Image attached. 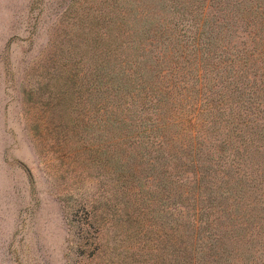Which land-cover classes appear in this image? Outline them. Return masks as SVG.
I'll return each mask as SVG.
<instances>
[{"label":"rangeland","instance_id":"374dc122","mask_svg":"<svg viewBox=\"0 0 264 264\" xmlns=\"http://www.w3.org/2000/svg\"><path fill=\"white\" fill-rule=\"evenodd\" d=\"M112 1L0 0V264H264V45L249 39L264 23L241 16L264 0H137L167 32L193 35L206 20L220 42L209 99L191 50L157 47L155 95L124 115L106 86L89 87ZM248 51L261 80L238 83L263 95L243 101L213 83ZM159 119L181 123L174 141L167 130L151 141Z\"/></svg>","mask_w":264,"mask_h":264},{"label":"trees","instance_id":"16d2710c","mask_svg":"<svg viewBox=\"0 0 264 264\" xmlns=\"http://www.w3.org/2000/svg\"><path fill=\"white\" fill-rule=\"evenodd\" d=\"M108 1L109 0H106V2ZM170 1L172 2V6L174 2L178 3V0ZM250 1L258 2L259 0ZM146 2L148 3H146L147 5L145 6H148L152 2V0H146ZM156 2L157 1L155 0V3L152 4H156ZM236 3H240V1L235 0V4ZM109 4H113V8H119L120 11L116 13L113 12L114 16L112 15V13H110L109 17L111 18L112 24H114H109V29L106 31V33L99 36L100 41L103 44L102 46L104 47V50L101 53V59L105 60L106 64L101 67L100 76L98 75L99 67H92L91 69L90 76L93 83L89 87L93 88L94 92L97 91L98 85L103 84L104 86H106L104 92L107 93V95H115L117 104L116 108L117 111H121L120 115H124L130 112L132 109H138V107L136 106L138 98H141L142 95H144L142 99L150 98L154 94L156 82H159L158 77L160 75V72L158 71V67H162L161 64L158 63L156 61V58L154 57V55L156 54L155 52L157 47H163L166 52H170L171 50H175L176 46H179L180 48L185 49L186 51L191 50L190 52L187 51V53L184 55V59H195V63H197L199 66V68L195 67L197 69V74L198 70L200 68H203L201 72L199 70L200 77L199 79H196V84L198 86V94L202 95L201 99H209L208 94L210 91L211 80H208L207 78H212V73L215 72V70L210 67V64L211 61L216 59L217 57L213 53V49L215 48V46L216 49L218 48L220 41L218 42V39L214 34L205 30V27H209V23H207L206 20H204L201 24L202 29L199 28L193 35H187L186 33L183 34L182 30H179V32L176 34V28H178L180 23L175 26V31L167 32L163 24H160L159 22L157 23V20L153 18L150 19L151 17L149 16H151V14L149 13V11L148 14H146L145 18V15L139 17V11L141 10L140 8L145 6L140 3H137V0H113ZM162 5L165 6L164 3H162ZM251 7L252 5H249V8ZM260 7L263 8L261 12L259 10ZM244 12L245 14H242V17L248 16L251 18L252 23L250 22L249 26L257 24L260 26L264 23L263 5L257 3L255 11L244 10ZM137 17H139L140 19H138ZM216 25V30L222 32L223 26L221 22L216 23ZM263 26L258 29V32L263 31ZM258 32L253 33V29L251 27L249 33V39L255 43V51H257L264 45V42H262V38L258 35ZM204 35H206L207 37H205ZM125 36L127 39H125V41H122L120 37ZM184 40H186L185 48L181 46ZM148 47L149 49H147ZM98 48L96 47V49ZM126 49H129V51H133L134 57H130L129 55H127V58L125 60H121L119 56L120 54L126 52ZM174 53L177 56V52ZM212 53L214 54L213 56ZM247 53V56L243 59V64L238 62L235 57L232 58V66L228 71L227 75L224 77V79H220L219 81H217L219 83H213V86L220 88L221 91H223L224 87L227 89V91L231 90L232 96L237 94L240 98H243V101L251 100V98L263 95L262 91H260L261 93L252 90L246 91L240 87V85H242L243 87L245 85H248L247 83H238L240 82V80H242L243 77L249 79L251 76H253V83L260 82L261 80H256V72H250L251 66L248 63L250 60L249 57L251 51H248ZM151 59L152 62L155 63L157 66L155 69H151L149 71L150 76L148 77L144 73L139 72V70H141L142 68H146V65L151 61ZM251 59H257V55L252 53ZM262 64L264 65V60L262 61ZM234 67L238 69H234ZM241 71H243L245 75L244 73L242 74ZM101 78L105 79L104 83L100 81ZM203 81H205V83H203ZM222 81L224 82L223 84ZM262 83H264V81ZM230 86L233 89L230 88ZM98 91H100V89H98ZM224 93L227 95L226 92ZM128 98H130V101L128 100ZM108 104H110L109 101ZM111 104L108 109L107 107H105V110H108V114H110V116L116 114V111H114V107H112ZM120 115H117V119H119V121L124 125L127 124L128 126L134 127L136 131L137 125L133 124V121L131 123H125L127 120L121 118ZM110 116L108 117V119H110ZM198 117L199 115L194 116V120L197 121ZM180 125L181 123H177L175 125V123H167L166 121L160 119L158 120V122L153 121L148 136L152 137L151 141L154 144L164 143L167 138L164 132L166 130L170 132L174 128L180 127ZM192 130H195V128ZM159 132H161L162 135L158 136L157 134ZM195 132L197 134H195L194 138H201L200 132L197 130H195ZM151 133H153V136L150 135ZM174 134H176V132L172 131L173 141L175 140ZM223 143H226V141H223Z\"/></svg>","mask_w":264,"mask_h":264}]
</instances>
